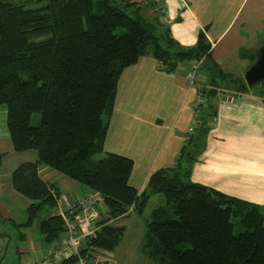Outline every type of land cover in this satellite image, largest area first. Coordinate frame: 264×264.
<instances>
[{
    "label": "trees",
    "instance_id": "obj_1",
    "mask_svg": "<svg viewBox=\"0 0 264 264\" xmlns=\"http://www.w3.org/2000/svg\"><path fill=\"white\" fill-rule=\"evenodd\" d=\"M38 3L31 7L0 0V105L6 107L14 150H34L38 156L12 172L15 190L33 201L26 222L18 225L32 224L44 206L59 208L57 198L63 193L38 174L40 166L54 169L104 198L106 211L95 222V235L79 248L82 257H89L93 251L115 249L125 227L112 222L132 208L140 212L148 199L145 189L138 193L128 183L131 158L105 152L95 165L87 162L104 151L122 71L150 52L152 44V56L167 73L186 60L204 57L200 71L209 77L208 84L219 86L218 78L240 92L247 86L241 78L221 76L203 32L193 45L183 46L161 17L148 18L144 8L154 5L151 1L144 6L125 0ZM201 93L200 123L185 140L177 164L148 177L146 188L163 194L175 216L154 210L143 246L159 264H264V208L190 179L192 163L216 117V92ZM34 113L40 114L37 123L31 121ZM3 158L0 153V164ZM39 230L54 246L64 231L63 221L58 214L47 217ZM76 262L72 256L59 264Z\"/></svg>",
    "mask_w": 264,
    "mask_h": 264
},
{
    "label": "crops",
    "instance_id": "obj_2",
    "mask_svg": "<svg viewBox=\"0 0 264 264\" xmlns=\"http://www.w3.org/2000/svg\"><path fill=\"white\" fill-rule=\"evenodd\" d=\"M125 1L142 6L148 4L144 0ZM162 2L166 14L161 20L169 27L174 40L183 46H191L196 42L198 33L203 32L210 43V58L218 66L221 76L241 78L245 83L244 74L254 63L257 50L264 45V0ZM152 6H146L145 13ZM160 66L148 52L122 71L113 113L107 120L103 152L133 160L128 183L138 193L146 188L152 172L177 164L186 130L192 122L197 96V90L188 88L185 78L190 61L187 66L179 64L170 73ZM210 76L216 77L213 73ZM205 79L209 82V77ZM218 81L221 82L220 79ZM227 90L235 91L231 87ZM215 110L216 117L205 135L203 149L192 163L190 179L264 208V83L247 86V90L232 101L218 97ZM191 145L187 147L191 148ZM0 153L4 154L0 164V218L17 229L18 238L23 242L18 254L24 258L19 264L31 263L52 246L43 240L39 224L56 215L58 206H44L39 211L43 214L37 222V230L34 228L37 216L30 225H18L26 222L27 209L33 201L15 190L12 172L21 163L36 161L38 156L34 150H14L6 124L5 105H0ZM38 174L71 198L89 191L47 166H40ZM51 208L55 210L51 212ZM105 211L101 209V213ZM133 211L135 208L112 223L124 226L126 230L127 219ZM100 217L103 215L100 214ZM8 240L0 239V245L8 246ZM119 244L104 254L106 259L101 264H159V261L147 257L144 246L141 248L144 261L130 260L126 253L120 257L122 249ZM86 264H92V259H86Z\"/></svg>",
    "mask_w": 264,
    "mask_h": 264
},
{
    "label": "built area",
    "instance_id": "obj_3",
    "mask_svg": "<svg viewBox=\"0 0 264 264\" xmlns=\"http://www.w3.org/2000/svg\"><path fill=\"white\" fill-rule=\"evenodd\" d=\"M157 4L162 0H149ZM204 57L193 59L186 72L185 78L188 88L197 90L196 100L193 104L192 122L187 128L185 140L193 133L194 128L200 123L198 113L204 97L201 93L203 89L213 90L217 98L223 93L225 101H232L235 96L241 94L240 91H228L224 88L208 84L205 77L201 75V65ZM215 120V118H214ZM59 205L57 214L63 221L64 231L60 241L51 246L49 250L38 260L25 264H59L72 256L76 257L75 264H86V259H92V264H101L106 258L107 250H97L91 252L89 257H82L79 251L81 243L87 238L95 235V222L101 214V209H105L104 198L99 191L89 190L86 193L71 200L66 194H61L57 198Z\"/></svg>",
    "mask_w": 264,
    "mask_h": 264
},
{
    "label": "rangeland",
    "instance_id": "obj_4",
    "mask_svg": "<svg viewBox=\"0 0 264 264\" xmlns=\"http://www.w3.org/2000/svg\"><path fill=\"white\" fill-rule=\"evenodd\" d=\"M12 1H18V2H24L26 5L34 7L36 5H39L38 0H12ZM149 1V0H144ZM152 2V1H151ZM154 5L152 8L147 10V17L151 18L154 15H158L161 17V19L164 18L166 14L165 7L163 5V2L159 1L157 4L154 2ZM151 11L153 14L151 15ZM160 13H158V12ZM151 48L150 52L153 50V45H150ZM255 53V52H254ZM189 64V61L186 60L181 63L183 66H187ZM219 79L217 78L216 83H219L220 85L218 87L224 88L227 90L229 88V83L226 82L225 80H221V82L218 81ZM237 91V90H235ZM223 93L219 97H222ZM40 118L39 113H34L31 116V121L32 123H37V121ZM105 151V150H104ZM104 152L102 153H95L88 159V164L90 166L95 165L98 160L103 158ZM78 184V183H77ZM80 186L85 187L83 184ZM145 192L148 195V199L143 206L142 210L139 212L138 208H135V211L131 212L130 216L127 219V226L125 233L120 241L119 247L122 249L120 251V257L126 253V256H128V259L130 260H140L144 261L145 257L142 252V247L145 242V235L147 232V226L146 223L151 219L152 212L156 209H163L167 215L170 216H175L174 214V208L173 204L167 203L165 197L161 193H150L147 188H145ZM143 196H140L139 201L142 199ZM55 209L51 208L50 211H54ZM42 212L37 215V219L35 220L34 223V228L37 230V222L40 221ZM262 214H264V209L262 211ZM15 220H17V217H14ZM25 218H23L24 221ZM24 231V230H22ZM235 233H238V228L235 227ZM8 240V246L7 245H0V263L1 264H19L23 263V258L24 256L22 254H18V251L21 250V244L23 243L19 238H18V231L14 226L8 222L7 220L1 219L0 218V239L3 241V239ZM7 247V249H6ZM149 251V250H148ZM145 254L149 259H155V257H149V254L147 250L144 251ZM38 257V256H37Z\"/></svg>",
    "mask_w": 264,
    "mask_h": 264
},
{
    "label": "water",
    "instance_id": "obj_5",
    "mask_svg": "<svg viewBox=\"0 0 264 264\" xmlns=\"http://www.w3.org/2000/svg\"><path fill=\"white\" fill-rule=\"evenodd\" d=\"M244 80L249 87L264 82V45L257 50L256 59L246 70Z\"/></svg>",
    "mask_w": 264,
    "mask_h": 264
}]
</instances>
